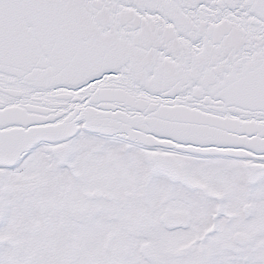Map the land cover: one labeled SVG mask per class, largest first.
<instances>
[{"label":"snow or ice","instance_id":"snow-or-ice-1","mask_svg":"<svg viewBox=\"0 0 264 264\" xmlns=\"http://www.w3.org/2000/svg\"><path fill=\"white\" fill-rule=\"evenodd\" d=\"M0 264H264V0H0Z\"/></svg>","mask_w":264,"mask_h":264}]
</instances>
